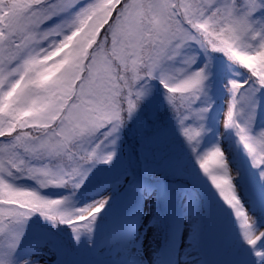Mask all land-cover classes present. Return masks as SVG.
I'll use <instances>...</instances> for the list:
<instances>
[{"label":"snow or ice","instance_id":"obj_1","mask_svg":"<svg viewBox=\"0 0 264 264\" xmlns=\"http://www.w3.org/2000/svg\"><path fill=\"white\" fill-rule=\"evenodd\" d=\"M264 0H0V264L15 252L34 214L91 233L107 198L71 204L96 161L159 81L199 169L234 211L243 240L264 264V228L239 197L225 150L197 154L214 58L244 70L230 79L219 121L232 130L264 185V128L255 127L264 92ZM201 57L203 59H201ZM191 121V122H189ZM29 179L37 188L17 183ZM61 187L48 198L39 189ZM259 242V245H258ZM19 264H30L29 260Z\"/></svg>","mask_w":264,"mask_h":264},{"label":"rangeland","instance_id":"obj_2","mask_svg":"<svg viewBox=\"0 0 264 264\" xmlns=\"http://www.w3.org/2000/svg\"><path fill=\"white\" fill-rule=\"evenodd\" d=\"M233 78V67L228 63L221 61L214 64L210 89L213 103L205 121L209 130L202 134L197 149L198 154L215 146L226 151L230 160L229 167L236 176L234 183L238 184L239 197L256 220L255 228L260 229L264 228V185L258 182L256 170L251 167L246 151L237 144L234 132L225 130L219 123L229 99L225 84ZM239 79L244 77L240 76ZM257 101L261 108L255 112L254 120L255 127L260 129L264 128V92L258 94ZM128 146L129 143L119 130L115 135V143L109 144L103 152L114 151L112 160H115L126 154ZM148 176L152 179L160 178L155 172ZM119 179L117 184H108L104 180L103 185L94 180L91 187L83 192L84 196L92 198V202L84 206L107 198L108 202L97 218L105 213L115 215L118 207H121V213L114 216L107 227L97 229L95 234L80 236L79 240L74 238L76 245L73 246H78L81 241L90 251L87 259H80L76 264H258L252 246L242 238L234 211L222 201L204 174L200 189L202 197H199L198 191L186 192L178 184H170L161 190L144 184L134 187L125 176ZM17 183L38 187L32 180L20 179ZM123 186L133 188L135 192L128 193L127 188L125 192ZM60 189L48 187L39 191L52 198L67 196ZM75 198L70 201L72 206L83 207L79 204L86 197ZM211 215H216L214 220ZM190 231L192 234L188 236ZM31 235L33 233H24L20 240L15 252L17 264L23 260H29L30 264H64L67 251L55 239L48 234ZM217 235L220 236L219 260L209 255ZM259 246L264 249V245Z\"/></svg>","mask_w":264,"mask_h":264},{"label":"trees","instance_id":"obj_3","mask_svg":"<svg viewBox=\"0 0 264 264\" xmlns=\"http://www.w3.org/2000/svg\"><path fill=\"white\" fill-rule=\"evenodd\" d=\"M262 17H264V12L258 11L255 14L256 19ZM221 61L229 64L228 61L219 56L214 58L213 63L215 64ZM231 66L233 67L235 79H239L240 76L246 77L244 70L235 65ZM148 88V93L141 99L136 110L119 129L124 139L129 143L126 154L121 155L119 159L112 160L109 163L96 161L88 166L90 171L82 186L75 191L74 195H71L72 200H75L76 196L77 198H87H82L85 201H82V203L79 204L80 206L92 202V198L86 195L84 196L83 192L91 187L94 180L101 185H103L102 181L104 180H106L108 184H117L120 180V176H125V178L128 177L130 179L129 183L134 187L144 184L151 188L162 190L163 188H167L170 184H178L186 192L187 190L190 193L192 191H198L199 197L203 196V194L201 195L200 193L203 173L201 174V170L197 165L196 155L193 154L191 147L182 135L175 114L166 101L161 84L159 81L153 80L149 82ZM260 108L261 106H258L255 112L260 110ZM154 172L160 175L159 179H152L148 176ZM205 179H207L206 176ZM21 180L29 181L28 179ZM23 187L30 189L36 188L31 185H23ZM126 188L128 193L135 192L133 188L123 186L125 192ZM211 189L214 190L213 188ZM60 190L65 191L67 196L70 195L69 189L62 188ZM91 190L92 189L88 192ZM40 193L46 196L42 191H40ZM46 197L52 198L51 196ZM120 208L121 207H118L115 210V215L109 213L100 214L95 221L93 231L91 233L82 232L80 236L92 235L93 233L95 234L97 229L100 230L103 229L104 226L107 227V225L114 220L113 217L121 213L119 212ZM215 216L216 215L212 216L213 220ZM208 221L209 220H207L206 223H208ZM98 226L102 227L98 228ZM24 233H33V235H31L32 237H35L36 234L40 236L45 234L50 235L60 247L67 251V254L65 253L66 259L64 264H76L78 260L87 259V257L90 256L89 249L85 248L81 241L77 244L78 246H73L75 236L70 226L67 224L53 223L39 214H34L28 219ZM214 239L215 245L212 254L217 258L220 253V236L217 235ZM107 263L110 262H103V264Z\"/></svg>","mask_w":264,"mask_h":264},{"label":"bare ground","instance_id":"obj_4","mask_svg":"<svg viewBox=\"0 0 264 264\" xmlns=\"http://www.w3.org/2000/svg\"><path fill=\"white\" fill-rule=\"evenodd\" d=\"M192 233H191V231L189 232V234H188V236H190Z\"/></svg>","mask_w":264,"mask_h":264}]
</instances>
